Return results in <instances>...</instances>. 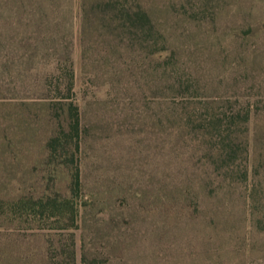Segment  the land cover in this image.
<instances>
[{
    "label": "rangeland",
    "instance_id": "1",
    "mask_svg": "<svg viewBox=\"0 0 264 264\" xmlns=\"http://www.w3.org/2000/svg\"><path fill=\"white\" fill-rule=\"evenodd\" d=\"M78 1L0 0V264H264V0ZM71 103L75 260L5 203Z\"/></svg>",
    "mask_w": 264,
    "mask_h": 264
},
{
    "label": "trees",
    "instance_id": "2",
    "mask_svg": "<svg viewBox=\"0 0 264 264\" xmlns=\"http://www.w3.org/2000/svg\"><path fill=\"white\" fill-rule=\"evenodd\" d=\"M100 3L101 0H98L96 4H93L91 0H79L78 8L84 10L85 16L83 17L90 18V9L94 10V7ZM104 3L107 4L111 18L117 17L119 11L129 16L133 15L137 21H144L151 26L150 15L140 4L134 5L118 0L114 4L107 1ZM60 109L64 110V107ZM49 115V118L52 117L51 114ZM55 115L52 118H55V124L59 122L60 125H52L50 129L52 133L36 136L38 153L34 157L36 163L33 167L41 170L42 175L31 178L26 191H23L25 188L17 195L10 194V201L5 203L10 208L11 220L14 218L26 220L29 222V229L35 232L50 235L54 229H64L65 233L56 234L59 236L57 240L60 244V240L69 241V247L61 245L62 253L66 254L67 259L75 260L74 229L79 227L80 208L82 207L81 169L76 156L81 131L80 113L78 106L71 103L68 105L63 120L61 119L62 113ZM63 235L65 237L61 238ZM48 239L51 241L52 238L48 237Z\"/></svg>",
    "mask_w": 264,
    "mask_h": 264
}]
</instances>
